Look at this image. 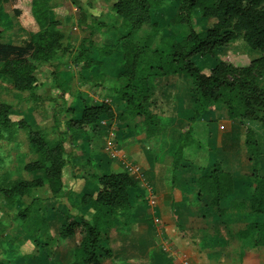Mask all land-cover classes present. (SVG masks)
<instances>
[{
  "label": "rangeland",
  "instance_id": "1",
  "mask_svg": "<svg viewBox=\"0 0 264 264\" xmlns=\"http://www.w3.org/2000/svg\"><path fill=\"white\" fill-rule=\"evenodd\" d=\"M121 1L117 0L111 5L109 21L104 29L105 37L98 35L92 43L97 49L115 48V39L127 35L128 49H120L126 42L121 41L117 44V52H111V56L100 68L102 75L96 76L94 73L95 77L91 66L85 65L83 61H75L80 55L81 47H86L87 41L79 43L75 40L76 37L74 38L75 33L79 39L86 36L84 31L75 32L76 28L70 20L71 12L69 11L67 15L64 10L70 4L69 0H15L13 3H4L0 0V46L20 48L24 43L34 45L42 29L49 30L50 33L58 32L60 36L58 42H50L52 47L48 53L38 56L31 62V67L22 72L19 81L14 82L18 79L0 76V106L9 107L8 115L12 121L23 120L27 125V129L17 130L11 137L6 134L0 136L1 264H67L66 259H71L75 239L61 237L60 232L68 218H83L75 206L79 205V197L82 196V193H78L82 187V181H79L81 178H76L78 181H74L75 184H72L73 181L69 178L74 174L75 176L80 174L89 182L92 174L99 176L106 172L103 165L107 166V163L105 164L107 158L113 163L117 155L123 161H127L128 155L125 153L126 156L121 149H124L122 144L129 143L130 140L135 141L134 143L136 140L139 141L140 154L146 157L145 167H149V163L156 164L158 168V171H155L156 176L164 178V181L160 183L159 188H152L150 183L155 173L146 175L145 168L130 161V167H138L139 171L141 169L140 174H145L142 177L145 185L139 184L141 189L134 186L129 190L128 197H156L159 192L168 197V193H163L166 192L168 182L170 185H176L177 182L186 179L192 167L198 168V171L203 167L206 168L203 169L205 171L212 168L206 164L207 155L204 156L207 146L203 128L197 127L199 125L197 119L203 112L195 115L196 97L192 89L193 83L189 78L182 75L149 78L151 95L146 111L149 115L155 116V128L159 129L156 134L149 136H146L147 125L142 116L133 115L136 125L134 131L123 130L124 124L118 121L116 116L126 107L125 103H117L116 97L125 86V80L120 78L119 74L123 67L121 59L130 47L140 54L135 60L130 61L131 67H136L139 63L143 68L145 62L150 60L155 62L154 57L149 58L152 51H164L162 38L170 37L175 41H181L186 39L190 31L199 34L211 29L214 22L204 21L195 15L189 24H173L170 19L178 14L182 2L165 0L158 4L157 8H149L146 12L149 20L131 32L126 28V23L134 6L113 9ZM60 11H64V17ZM21 23H25L26 26ZM143 46L147 47V54L142 53ZM31 53V50H27L21 54H12L11 58L16 55L27 58ZM259 57L257 52L247 49L243 41L237 40L214 55L195 56L191 61L203 75H209L219 64L237 69L251 66V75L264 90V65L257 62ZM151 64L153 65V62ZM83 102L87 105L105 103L113 108L115 117L100 118L101 121H98L89 137L79 134L70 136L68 125L79 117ZM208 109L213 110L211 113L216 112L219 115L226 113V107L221 103H210L206 110ZM260 118L261 115H258V119ZM246 121L249 119L241 118L239 123L243 127ZM216 124V121L210 123L211 126ZM30 130L43 136L49 146L56 147L62 165L64 187L56 196L52 195L45 185L42 188L30 189L22 196L6 198L2 191L10 190L20 181L30 183L42 177L43 173H26L23 170L25 164L39 159L29 145L27 133ZM181 132H186L187 137H182L180 142ZM223 140L227 146L228 141L226 138ZM253 141L255 142L254 139ZM259 146V151H264V147ZM176 152H179V159L171 167ZM85 161L91 162V165ZM182 168L188 172L186 170L185 173L181 172ZM245 181L249 182L250 177H246ZM89 187L92 191V186ZM194 206L195 202L191 207ZM26 207L30 208V212L24 218L22 215L25 214ZM89 218L88 216L86 219ZM122 218L127 221L128 214L127 216L124 214ZM119 219L120 216L113 218L115 225H118ZM233 221L235 222V218ZM246 223L231 225L232 228L239 226L244 229ZM126 225L121 227L124 228ZM249 242L256 246L254 237ZM72 264H75V259Z\"/></svg>",
  "mask_w": 264,
  "mask_h": 264
},
{
  "label": "trees",
  "instance_id": "2",
  "mask_svg": "<svg viewBox=\"0 0 264 264\" xmlns=\"http://www.w3.org/2000/svg\"><path fill=\"white\" fill-rule=\"evenodd\" d=\"M2 1L13 3L15 0ZM163 1L165 0H154L151 3L150 0H122L113 9H119L121 6L127 8L134 6L126 23V28L132 32L144 24L143 22L149 20L146 16L147 10L157 8L158 4ZM181 2L178 14L170 19L171 23L189 24L192 16L198 15L200 19L211 20L214 24L211 29L203 33L197 34L190 31L186 39L181 41H175L170 37L162 38L165 45L164 51H152L149 58L154 57L155 62L149 59L151 62H145L143 68L139 63L136 67H131L130 61L135 60L140 54L131 47L127 50L121 59L123 67L119 74V77L125 80V86L116 97V102L125 103L126 107L121 114L116 116V119L124 124L123 130L134 131L136 125L133 115H136L142 116L147 125L146 136L158 132L159 129L155 128V116L149 115L146 111L151 95L148 80L150 77L171 75H182L192 81V89L196 97L195 115L204 112L210 103H221L226 107L229 119H237L240 122L241 118H247L249 121L260 122L259 124L264 128V90L251 75V66L237 69L219 64L211 70L209 75H203L191 61V58L195 56L214 55L231 43L241 40L247 49L260 55L257 62L264 65V0H181ZM59 37L58 32L50 33L49 30L42 29L34 45L24 43L20 48L0 46V76L18 79L14 82L19 81L22 72L31 67V62L38 56L48 53L52 47L50 42H58ZM121 41L126 43L120 49H128L127 35L116 40L115 48L97 49L91 47V42H87L88 46L81 47L80 55L75 58V61H83L85 65L91 66L93 74L100 76L103 62L111 56V52H117V44ZM27 50L32 51L29 57L23 58L21 55H16L11 58L12 54H21ZM142 53H148L146 46L142 47ZM81 106L79 117L73 119L68 125L70 136L79 134L89 137L101 117L108 119L115 117L113 108L105 103L87 105L83 102ZM8 112L9 107L0 106V136L6 134L11 137L17 130L27 129L25 121H12ZM258 115H261L260 119ZM244 132L245 145L252 163V173L249 176L251 182L245 181L247 183L245 185L242 181L236 182L218 167H214L211 172L199 179L200 190L197 196L212 195L213 199L210 204L217 207L221 200L236 196L242 189L241 186L244 185L249 195L237 204L242 210L248 212L250 221L248 233L254 237L255 245L263 246L264 176L260 174L261 154L252 139V132L248 128H244ZM186 134V132L179 134L180 142ZM27 136L30 147L39 159L25 164L23 170L26 173H43L42 177L30 183L20 181L14 184L10 190L2 191L4 197L22 196L30 189L42 188L45 185L52 195L56 196L64 187L62 165L56 147L49 146L43 136L35 131L30 130ZM178 154L179 152L174 154L173 166L179 159ZM94 179L97 183L95 199H91L88 195H83L80 199V204L87 205L91 210V219L70 217L60 232L61 237H74L75 239V264H100V254L110 256V251L104 247L107 231L114 224V217L120 216L122 225L125 224L126 221L125 219L123 221L122 216L124 214L127 216L130 208L128 192L135 186L132 178L125 173L94 175ZM25 211L22 215L24 218L28 216L30 208L26 207Z\"/></svg>",
  "mask_w": 264,
  "mask_h": 264
},
{
  "label": "crops",
  "instance_id": "3",
  "mask_svg": "<svg viewBox=\"0 0 264 264\" xmlns=\"http://www.w3.org/2000/svg\"><path fill=\"white\" fill-rule=\"evenodd\" d=\"M69 1L70 4L64 10L67 15L69 11L71 12L70 20L76 28L75 32L84 31L86 36L84 39H79L75 33V40L79 43L91 42V47L95 48L96 45L92 42L98 35L105 37L104 29L109 21L111 5L117 0ZM60 12L64 17V11ZM69 24L71 26V23ZM21 25L26 26L25 23ZM211 111L213 110L208 109L200 114L197 127L203 128L207 146L204 156L207 155L206 164L212 168L205 171L203 169L206 168L203 167L198 171V168L192 167L186 179H182L176 185H170L168 182L166 192H163L168 193V197H164L161 192L156 197H132L133 200L129 197L128 220L124 224L127 225L124 228L121 227L122 221L119 219L118 225L110 226L104 242V247L110 251V256L100 254V264H182L184 260L189 264H264V245L252 246L249 242L252 236L248 233L250 223L248 212L242 210L237 204L249 195L244 185L247 184L245 178L252 173L250 154L245 145L244 128L252 132V137L260 148L264 147L262 146L264 128L255 121H246L242 127L237 119H229L226 113L219 115ZM215 121L217 124L211 126L210 123ZM225 138L228 141L227 146L223 143ZM136 141L134 143L135 141L130 140L129 143L122 144L124 149L121 151L128 155L125 154L128 157L127 161H123L116 155L113 163L107 158L106 167L100 163L106 170L103 174H128L135 188H140V185H145L142 177L153 172L155 177L150 185L157 189L164 178L156 176L155 171H158L156 164L149 163V167H145L144 158L146 157L140 154V144L138 140ZM259 152L261 154L260 174L264 176V151ZM130 161L145 168V174L141 175V169L139 171L138 167H130ZM85 163L88 162L85 161ZM88 164L91 165V162ZM213 166L218 167L236 182L244 183L236 196L221 200L216 210L210 204L212 195L197 196L200 190L199 179L211 172ZM171 167H173V161ZM185 170L188 172L184 168L181 172L185 173ZM75 175L69 179L73 181L72 184H75L74 181H78L76 178H81L79 181H82V187L78 193L95 199L97 186L93 174L89 182H86L80 174ZM89 186H92V191ZM187 195H193V197H184ZM81 197H79V205L75 206L83 218L86 219L89 216L91 219L92 212L87 205L80 204ZM194 202L195 206L191 207ZM232 218H235V222ZM245 222L247 223L244 229L239 226L232 228L231 223L245 225ZM223 223L225 224L222 225ZM71 259H66L67 264L69 262L72 264L75 259L74 249Z\"/></svg>",
  "mask_w": 264,
  "mask_h": 264
},
{
  "label": "built area",
  "instance_id": "4",
  "mask_svg": "<svg viewBox=\"0 0 264 264\" xmlns=\"http://www.w3.org/2000/svg\"><path fill=\"white\" fill-rule=\"evenodd\" d=\"M182 264H189V263H188L187 261L184 260V261H182Z\"/></svg>",
  "mask_w": 264,
  "mask_h": 264
}]
</instances>
